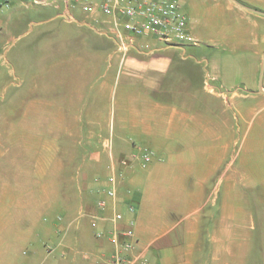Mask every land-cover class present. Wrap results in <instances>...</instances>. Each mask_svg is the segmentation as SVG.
<instances>
[{"label": "crops", "instance_id": "1", "mask_svg": "<svg viewBox=\"0 0 264 264\" xmlns=\"http://www.w3.org/2000/svg\"><path fill=\"white\" fill-rule=\"evenodd\" d=\"M46 1L10 0L0 16L7 13L4 25L17 33L31 28L32 10L42 17L37 24L63 22L37 33L46 45L40 122L60 123L56 139L73 141L74 194L62 197L60 211L41 223L50 250L23 249L22 263L101 264L115 249L106 234L125 230L133 219L136 253L148 264H224L220 236L233 230L225 231L221 222L207 227L206 186L229 154V139L235 142V92L247 93L238 101L258 99L264 109V15L234 0H183L196 45H166L124 32L131 47L123 54L116 50L111 17L74 13L65 0ZM236 1L264 12V0ZM70 12L76 21L64 17ZM223 44L228 54L219 51ZM177 131L188 136L185 150L174 147ZM142 149L152 153L145 166ZM110 176L114 198L104 193ZM101 199L103 208L97 206ZM132 204L134 214L128 212ZM116 213L122 220H114ZM92 220L102 238L94 236ZM203 242L214 248L209 263L201 261Z\"/></svg>", "mask_w": 264, "mask_h": 264}, {"label": "rangeland", "instance_id": "2", "mask_svg": "<svg viewBox=\"0 0 264 264\" xmlns=\"http://www.w3.org/2000/svg\"><path fill=\"white\" fill-rule=\"evenodd\" d=\"M179 1L184 8L183 0ZM71 11L79 13L78 7ZM34 12L26 33L4 25L7 13L0 16V264H23V249L49 251V232L41 223L50 213L60 211L62 197L74 194L71 157L77 150L73 141L56 139L60 123L40 122L45 111L40 106L39 72L46 45L37 33L63 22L37 24L42 17ZM218 49L229 53L224 44ZM20 52H24L22 57ZM246 94L235 92V142L229 139V154L206 186L211 193L204 210L209 214L207 227L221 222L225 231L233 230L220 236L224 264H264V109L258 99L253 103L238 101V95ZM55 113V108L49 109V114ZM185 134L173 133L174 147L185 150ZM205 243L200 256L202 262L209 263L215 252Z\"/></svg>", "mask_w": 264, "mask_h": 264}, {"label": "built area", "instance_id": "3", "mask_svg": "<svg viewBox=\"0 0 264 264\" xmlns=\"http://www.w3.org/2000/svg\"><path fill=\"white\" fill-rule=\"evenodd\" d=\"M70 8L78 7L85 15L91 17H111V34L116 40V50L126 53L130 42L124 32L133 36H152L166 45H196L197 41L187 28V18L181 11V5L176 0H65ZM10 0H0V11L7 8ZM32 4L47 5L46 0H32ZM69 21H76L71 13L64 14ZM120 28V29H119ZM119 29V30H118ZM110 34V33H107ZM142 166L152 160V153L146 149L140 150ZM128 160L122 159L120 164L126 166ZM110 188L105 190V197L114 198L116 190L115 178H108ZM105 199L98 201L97 206L105 207ZM135 206L129 205L128 212L135 213ZM115 221L122 220V214L116 213ZM95 229L94 236L102 238L105 234L97 230L96 221H91ZM108 241L115 247L114 251L102 259L101 264H148L147 260L136 253L137 240L134 233V220H130L128 227L119 232L106 234Z\"/></svg>", "mask_w": 264, "mask_h": 264}, {"label": "water", "instance_id": "4", "mask_svg": "<svg viewBox=\"0 0 264 264\" xmlns=\"http://www.w3.org/2000/svg\"><path fill=\"white\" fill-rule=\"evenodd\" d=\"M234 1H235V3H237L238 5H240L241 7L245 8V9H248V10H250V11H253V12L259 13V14H261V15H264V12H259V11H257V10H254V9L248 8V7L242 5L241 3H239V2L236 1V0H234Z\"/></svg>", "mask_w": 264, "mask_h": 264}, {"label": "bare ground", "instance_id": "5", "mask_svg": "<svg viewBox=\"0 0 264 264\" xmlns=\"http://www.w3.org/2000/svg\"><path fill=\"white\" fill-rule=\"evenodd\" d=\"M225 217H227V216H225Z\"/></svg>", "mask_w": 264, "mask_h": 264}]
</instances>
